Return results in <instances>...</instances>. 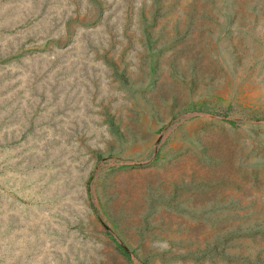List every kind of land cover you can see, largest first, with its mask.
I'll list each match as a JSON object with an SVG mask.
<instances>
[{
  "label": "rangeland",
  "instance_id": "rangeland-1",
  "mask_svg": "<svg viewBox=\"0 0 264 264\" xmlns=\"http://www.w3.org/2000/svg\"><path fill=\"white\" fill-rule=\"evenodd\" d=\"M150 6L0 0V264H264V0Z\"/></svg>",
  "mask_w": 264,
  "mask_h": 264
},
{
  "label": "trees",
  "instance_id": "trees-1",
  "mask_svg": "<svg viewBox=\"0 0 264 264\" xmlns=\"http://www.w3.org/2000/svg\"><path fill=\"white\" fill-rule=\"evenodd\" d=\"M218 1L219 0H151V12L153 16H158L164 13H171V12H177L181 11L183 13L187 14H200L202 12L204 13H209L214 9H217L218 6ZM144 21L149 20L147 15L144 13V11L141 13ZM151 26H153V22L150 23ZM153 48V47H152ZM180 60H178V59ZM170 65L169 67H173L176 70V65H183V69H181V73H178V71H175L176 74H181V80H185L187 75L186 72H189L192 75H195V77H200L199 74H201L204 71H200V67L198 69H195V65L193 64L191 66H188L189 63L186 59L182 61L181 57H177V55L173 56L171 58V61H169ZM186 67V68H184ZM197 76H196V72ZM201 72V73H200ZM203 74V73H202ZM210 74L209 72L206 71V73L203 74V76ZM214 115H217L222 118H227L229 116V111L228 110H217L213 112ZM264 164V161H263ZM257 173V172H256ZM252 183L253 185L259 189V186H263L262 184V178L259 179V176L256 174L252 177ZM264 195V192L262 193ZM264 199V197H263ZM240 210V209H236ZM235 209H232V213L230 214L231 216L235 217ZM237 213V212H236ZM253 214L254 219H252L249 223L245 224H237L234 225L232 229L227 228L225 230L226 234L222 239H214L211 244V254L214 255L220 254L224 255V257H229L230 254L236 250V248H241L244 245L239 241L240 239H245L247 237H251L252 235V230L256 227H258L260 224H264V209L258 208V209H253L251 211ZM226 215V217L230 216ZM239 216V215H238ZM251 239V238H250ZM217 245H221V248H217ZM210 246V244H209ZM231 251L230 254L227 253V251Z\"/></svg>",
  "mask_w": 264,
  "mask_h": 264
},
{
  "label": "water",
  "instance_id": "water-1",
  "mask_svg": "<svg viewBox=\"0 0 264 264\" xmlns=\"http://www.w3.org/2000/svg\"><path fill=\"white\" fill-rule=\"evenodd\" d=\"M192 113H190L189 115H191ZM196 114V113H195ZM257 176H260V174L257 172V173H255Z\"/></svg>",
  "mask_w": 264,
  "mask_h": 264
}]
</instances>
